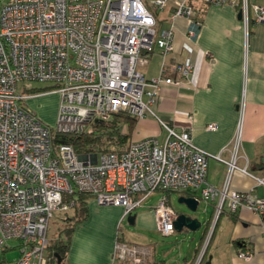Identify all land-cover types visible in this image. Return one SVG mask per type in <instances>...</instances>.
I'll use <instances>...</instances> for the list:
<instances>
[{
  "label": "built area",
  "instance_id": "1",
  "mask_svg": "<svg viewBox=\"0 0 264 264\" xmlns=\"http://www.w3.org/2000/svg\"><path fill=\"white\" fill-rule=\"evenodd\" d=\"M158 11L171 9L169 25L158 20L145 2ZM193 2L206 6H238L236 0H3L0 3V264L6 243L18 241L14 264H47L51 220L71 216L73 202L65 195L80 192L99 206L123 209L124 217L142 206L154 191L161 199L153 208L155 229L162 237L175 232L177 214L167 193L189 192L213 205L212 226L218 217L240 208L264 215V198L252 192L230 191L236 166L239 133L229 160L199 149L189 131L176 132L160 121L163 141H130L122 151L75 152L68 144L53 146L54 135L96 133V125L116 114L138 120L157 119L156 105L164 87L187 82L193 65L162 63L158 76L147 79L145 67L158 50L165 59L173 51L177 18L189 21L187 35L196 37ZM242 0L244 24L264 23V6ZM33 83L47 84L59 96L53 126L44 125L25 104ZM207 130L215 131L209 124ZM227 165L221 187L207 182L208 161ZM264 158V152H263ZM143 194L142 196H138ZM55 214L56 218H55ZM202 249L197 262L203 254ZM149 245L116 241L111 264H152ZM243 260L251 252H240ZM197 263V264H198Z\"/></svg>",
  "mask_w": 264,
  "mask_h": 264
},
{
  "label": "crops",
  "instance_id": "2",
  "mask_svg": "<svg viewBox=\"0 0 264 264\" xmlns=\"http://www.w3.org/2000/svg\"><path fill=\"white\" fill-rule=\"evenodd\" d=\"M236 1L238 6H206L193 2V18L199 25L194 38L187 35V19L177 18L172 22L173 51L163 59L155 49L141 72L145 78L151 79L158 76L163 62L172 66L189 59L193 65L192 73L187 82L163 88L155 108L157 119L148 115L138 120L129 133L130 141L152 137L163 141L166 131L160 125L161 121L176 132L189 131L194 144L210 156L229 160L234 139L239 133L236 166L255 177H262L264 23L250 20L248 25L244 24L239 16L242 0ZM248 2L250 16L252 3L264 6V0ZM147 3L151 7L149 1ZM166 12L164 18L156 17L162 28L169 25L171 9ZM58 104L59 99L55 114ZM209 124L216 125V130H207ZM226 174L225 163L213 158L208 161V183L221 187ZM228 188L264 198V187L240 170L232 172ZM182 193L183 197H196L193 193ZM207 207L210 212L196 230L201 233L198 232L192 249L180 256L182 264H197L203 248L200 264H204L208 256V264H264V215L240 208L233 214H221L212 226L213 205L207 204ZM87 209L86 220L72 233L63 264H111L116 241L147 245L148 241L141 243L140 238L124 231L122 224L129 218H132L129 225L156 230L153 209H141L133 217H124L122 208L99 206L91 197L87 198ZM151 247L152 264H165L164 255L159 256L156 246ZM247 251L252 253L250 260L238 257V253ZM47 264H51L49 259Z\"/></svg>",
  "mask_w": 264,
  "mask_h": 264
},
{
  "label": "rangeland",
  "instance_id": "3",
  "mask_svg": "<svg viewBox=\"0 0 264 264\" xmlns=\"http://www.w3.org/2000/svg\"><path fill=\"white\" fill-rule=\"evenodd\" d=\"M145 4L148 6V9L151 11L155 17H165L166 10L163 12L158 11L157 9L150 7L147 2ZM160 27V25H159ZM142 70V68H139ZM26 94H30L33 98L29 99L25 102V104L36 114L37 118L44 124L49 127L53 126L55 121V104L59 99L57 93L51 91V88L47 84L33 83L29 86V90ZM143 194H139L138 196H142ZM161 192L154 191L151 193L142 203V206L137 210L133 211L130 217H133L135 212L141 209L152 210L161 199ZM182 192H171L167 195L169 205L171 209L177 215L180 214H190L187 208L178 202V199L183 197ZM210 209L207 207V204L200 200L197 211L195 213H191L192 216L198 219L200 223L205 222L207 215L209 214ZM55 214V218H56ZM60 226V222L57 223L55 219L51 220L49 229L47 232L48 238L53 236L55 229ZM63 226V225H62ZM124 231L131 232L135 238H140L139 241L141 243L148 241L147 245L156 246V251L159 256L164 255L165 264H182V260L180 256L183 253L188 252L193 247V241L198 238V232H174L172 236L162 237L156 230H143L138 229L134 225H129L127 220H125L122 224ZM201 233V231L199 232ZM209 233V232H208ZM150 243V244H149ZM18 245V241L10 240L6 243V246L9 248H15L11 251H6L2 254V264H14V261L19 257V251L16 250V246ZM166 254V255H165ZM208 259L204 264H208L210 262ZM198 263V262H197ZM196 264V262H195Z\"/></svg>",
  "mask_w": 264,
  "mask_h": 264
},
{
  "label": "trees",
  "instance_id": "4",
  "mask_svg": "<svg viewBox=\"0 0 264 264\" xmlns=\"http://www.w3.org/2000/svg\"><path fill=\"white\" fill-rule=\"evenodd\" d=\"M2 1L3 0H0V3ZM136 122L137 119L128 114H116L109 121L97 124L95 126L96 133L93 135H54L52 144L53 146H57L58 144L71 145L75 152L78 154L95 150L101 153L122 151L126 149L128 144L130 143L129 133ZM124 128L126 130L125 132L123 131ZM168 194L169 193H167V195ZM88 197V195L80 192H74L73 194L64 196V201L73 202L72 212L68 221L64 223L55 220L57 223L60 222V226L55 229L53 236L51 238H48L46 256L49 259V263L56 264V256L61 258L60 264L64 263L69 250L71 236L74 229L76 228V226L84 222L87 218ZM207 224L209 225V223ZM6 251L8 250L4 249L2 253ZM201 260L198 264L201 263Z\"/></svg>",
  "mask_w": 264,
  "mask_h": 264
},
{
  "label": "water",
  "instance_id": "5",
  "mask_svg": "<svg viewBox=\"0 0 264 264\" xmlns=\"http://www.w3.org/2000/svg\"><path fill=\"white\" fill-rule=\"evenodd\" d=\"M178 202L180 204H183L187 208L190 214L177 215V218L173 224L174 230L176 232H181L183 229H185L186 231L194 232L200 229L201 223L198 221L197 218L191 215V213L193 214L197 211L199 201L192 197H181L178 199ZM129 219L130 220L128 222L132 224V218ZM56 258H57L56 264H60L61 258H59L58 256H56Z\"/></svg>",
  "mask_w": 264,
  "mask_h": 264
}]
</instances>
